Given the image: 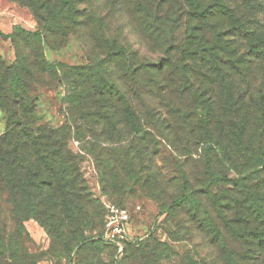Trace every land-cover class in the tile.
Listing matches in <instances>:
<instances>
[{
	"label": "trees",
	"instance_id": "16d2710c",
	"mask_svg": "<svg viewBox=\"0 0 264 264\" xmlns=\"http://www.w3.org/2000/svg\"><path fill=\"white\" fill-rule=\"evenodd\" d=\"M13 1L31 11L39 29L29 32L17 27L10 36L0 32L17 50L12 63L0 54V112L4 121L0 132V264H28L19 239L25 234V223L32 219L55 237V243H63L66 251L96 243L83 233L87 228H95L100 212L98 200L82 171L84 157L71 148V141L81 142V152L95 156L102 192L113 196L121 179L112 162L117 149L103 148V143L118 144L130 137L132 150L137 136H159L169 141L165 127H173V110L179 126L183 122L191 124L188 114L182 112L188 93H192L189 104L201 123L198 136H207L209 149L218 143L214 136L225 133L224 124L229 123V132H237L243 112L244 122L247 115L248 120L254 116L259 126L264 122V82L257 88L256 98L249 102L247 112L246 99L241 97L242 83L252 91L264 72V0H234L231 6L223 0H185V32L177 45L170 43L166 48L168 60L133 64L134 53L109 45L106 59L85 66L50 63L44 54L45 45L51 40L67 38L85 20L95 23L96 16L81 8L84 0ZM131 1L146 32L163 29L167 19L175 22L173 12L165 11L155 0H146L145 4L143 0ZM21 43L37 45L34 56L25 55ZM177 53L178 62L173 58ZM115 61L121 63L125 75H134V83L139 80L135 96L130 97V90L107 78L105 68L108 70ZM45 77L53 78L67 92V123L61 127L40 125L35 116L37 99L32 90ZM143 97L157 101L159 115L154 112L157 109L145 106ZM135 101L138 106H134ZM87 130L98 134L91 136L90 146L86 142ZM193 131L198 132L196 128ZM136 149L138 156L141 150L137 146ZM123 153L124 171L129 176L134 158L130 150ZM252 158L251 167L242 173L244 177L233 179L215 173L202 190L186 188L169 206H192L196 214L205 215L203 226L212 228L215 237L220 238L214 224L207 226L213 219L198 198L200 191L207 194L214 200V212L227 218L235 236L255 245L252 249L257 256L249 261L264 264V193L259 187H252L264 167V157L254 153ZM228 185L234 192L243 193L247 205H243L239 194L227 190ZM231 213L235 216L230 221ZM227 257L230 264H249L243 260L236 263L231 254Z\"/></svg>",
	"mask_w": 264,
	"mask_h": 264
},
{
	"label": "rangeland",
	"instance_id": "374dc122",
	"mask_svg": "<svg viewBox=\"0 0 264 264\" xmlns=\"http://www.w3.org/2000/svg\"><path fill=\"white\" fill-rule=\"evenodd\" d=\"M155 1L162 4L165 11L173 12L175 22L167 19L163 29L151 33L140 26L135 4L131 0H84L81 8L96 16L95 23L85 20L80 28L69 32L67 38L59 36L58 39L51 40L44 48L46 59L50 63L85 66L105 58L110 51L109 45H114L134 53L133 64L158 63L161 58L168 60L170 57L165 53L166 48L170 43L177 45L183 38L186 21L182 9L187 10L188 7L185 0ZM223 1L230 6L234 3V0ZM145 3L146 0H143L142 4ZM17 27L36 32L39 24L27 7L13 0H0V32L10 36ZM21 50L27 56H34L37 45L31 47L21 43ZM0 54L8 63L14 62L17 58L15 44L0 36ZM173 58L178 62L180 55L177 53ZM105 70L112 83L130 90V97L135 96L139 90V80L134 83L133 74L125 75L121 63L112 62L108 70ZM261 82H264V72L259 75L258 87H254L252 91L242 83L241 97L246 99V112L249 102L256 98ZM66 94L64 86L53 78L51 80L45 77L33 87L32 96L37 99L35 116L40 125L61 127L67 123V106L64 101ZM186 97L188 100L182 112L188 114L191 124L183 122L179 126L173 110L170 115L173 127H165V137L169 141H164L159 136L153 139L137 136L132 150L130 137L118 144L103 143V148L117 149L112 162L121 179L119 189L115 190L113 196L102 192L95 156L81 152V142L71 141V148L84 157L82 171L94 198L98 200L100 212L99 217L95 218V228H87L83 233L85 238L96 243L94 246L89 244L66 251L63 243H55V237L32 219L25 223V234L19 239L28 264H82L91 259L96 264H230L228 254H231L236 263L243 260L253 264L249 260L256 255V251L252 249L255 245L235 236L227 218L218 217L214 212V200L210 196L201 191L198 194L199 201L213 219V222L206 224H214L213 227L220 231V238L215 237L216 233L212 228L203 226L205 215L196 214L192 206L170 208L169 205L186 188L202 190L215 173L233 179L244 177L245 174L242 173L251 167L250 159H253V154L264 157V122L259 126L254 116H250L248 120V115L244 122L243 112L237 132H229V123L224 124L225 133L214 136L218 143L212 144V149H209L208 144L211 143L205 142L207 136H198L202 128L198 113L189 104L192 93H188ZM142 101L145 106L157 109L154 111L156 115L160 114L155 99L143 97ZM138 105L139 102L135 101L134 106ZM170 121L167 119V123ZM3 128L4 121L0 112V132ZM193 128L198 132L194 133ZM87 136V146H90L91 136L98 134L87 130ZM136 146L141 150L138 156L135 153V150L138 151ZM123 148L126 149L122 150ZM129 150L134 163L128 176L124 171L126 156L123 151ZM257 179L258 181L252 182V187H259L263 194L264 167H261ZM226 188L234 192L231 185ZM234 193L239 194L243 205H247L243 193L237 190ZM107 201L128 211L124 239L112 232L107 234ZM234 216L231 213L229 220ZM222 243L225 247H222Z\"/></svg>",
	"mask_w": 264,
	"mask_h": 264
},
{
	"label": "built area",
	"instance_id": "2783aa9c",
	"mask_svg": "<svg viewBox=\"0 0 264 264\" xmlns=\"http://www.w3.org/2000/svg\"><path fill=\"white\" fill-rule=\"evenodd\" d=\"M105 208L107 212V224L109 233L118 234L120 239H124L126 222L129 219L128 211L126 209L119 208L110 201L105 203Z\"/></svg>",
	"mask_w": 264,
	"mask_h": 264
}]
</instances>
